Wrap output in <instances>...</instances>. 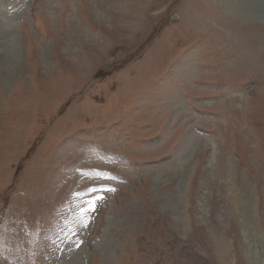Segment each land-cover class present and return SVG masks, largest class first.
Returning <instances> with one entry per match:
<instances>
[{"label": "rangeland", "instance_id": "374dc122", "mask_svg": "<svg viewBox=\"0 0 264 264\" xmlns=\"http://www.w3.org/2000/svg\"><path fill=\"white\" fill-rule=\"evenodd\" d=\"M255 1L0 0V264H264Z\"/></svg>", "mask_w": 264, "mask_h": 264}, {"label": "bare ground", "instance_id": "6f19581e", "mask_svg": "<svg viewBox=\"0 0 264 264\" xmlns=\"http://www.w3.org/2000/svg\"><path fill=\"white\" fill-rule=\"evenodd\" d=\"M255 2H256L255 0H249V2H244V10H242V13L239 12V10H237V9L234 10V13L237 14V16H238V14L241 13L244 17H248L251 19L252 15L253 16L255 15V11L253 10V6H254L253 3H255ZM239 16H241V15H239Z\"/></svg>", "mask_w": 264, "mask_h": 264}]
</instances>
